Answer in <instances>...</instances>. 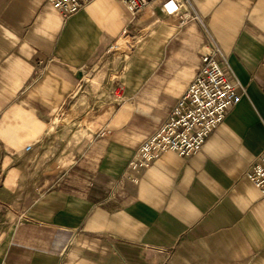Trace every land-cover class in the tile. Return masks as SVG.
<instances>
[{
  "label": "crops",
  "instance_id": "1",
  "mask_svg": "<svg viewBox=\"0 0 264 264\" xmlns=\"http://www.w3.org/2000/svg\"><path fill=\"white\" fill-rule=\"evenodd\" d=\"M165 2L92 0L65 18L0 0V264H264L247 175L264 151V0ZM125 30L138 43L117 56ZM212 41L241 101L196 154L131 170Z\"/></svg>",
  "mask_w": 264,
  "mask_h": 264
},
{
  "label": "built area",
  "instance_id": "2",
  "mask_svg": "<svg viewBox=\"0 0 264 264\" xmlns=\"http://www.w3.org/2000/svg\"><path fill=\"white\" fill-rule=\"evenodd\" d=\"M90 1L92 0H49L65 18L78 12ZM120 1L133 14L150 3V0ZM192 1L166 0L163 6L167 12L172 13L184 8ZM197 18H200L197 12L184 9L183 22ZM125 35L130 39L137 38L128 30H125L123 36ZM221 57L220 48L213 42V45L202 55V64L194 81L172 108L167 120L136 149L129 162L131 170L139 172L163 152L169 150L176 151L184 157L196 154L230 110L241 101L242 94L238 92L237 84L227 77L220 61ZM30 148V145L27 146V149ZM247 175L264 196V151ZM133 180L137 181L138 178L133 177Z\"/></svg>",
  "mask_w": 264,
  "mask_h": 264
},
{
  "label": "rangeland",
  "instance_id": "3",
  "mask_svg": "<svg viewBox=\"0 0 264 264\" xmlns=\"http://www.w3.org/2000/svg\"><path fill=\"white\" fill-rule=\"evenodd\" d=\"M125 37H127V36H125ZM125 37H123V38H121V39L125 40V39H124ZM128 40H129L128 47H126V48L124 47L122 50H118L116 47L113 48V52L116 53L117 56H120V55H122L123 53H126V52L131 51L132 49L135 48L136 44L138 43V41L135 42V40H138V37H137L136 39H130V38L128 37ZM65 116H67L66 113H64V116L61 117V118H65ZM57 121H58V120H57Z\"/></svg>",
  "mask_w": 264,
  "mask_h": 264
},
{
  "label": "bare ground",
  "instance_id": "4",
  "mask_svg": "<svg viewBox=\"0 0 264 264\" xmlns=\"http://www.w3.org/2000/svg\"><path fill=\"white\" fill-rule=\"evenodd\" d=\"M128 37L129 36L125 37L124 38L125 40H123V39L119 40L114 47H116L118 50H122L124 47L125 48L128 47V42H129Z\"/></svg>",
  "mask_w": 264,
  "mask_h": 264
}]
</instances>
